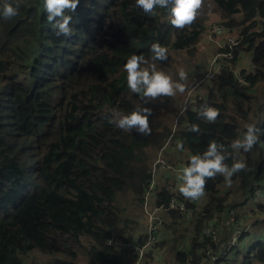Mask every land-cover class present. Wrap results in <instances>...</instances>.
Listing matches in <instances>:
<instances>
[{"label": "trees", "instance_id": "16d2710c", "mask_svg": "<svg viewBox=\"0 0 264 264\" xmlns=\"http://www.w3.org/2000/svg\"><path fill=\"white\" fill-rule=\"evenodd\" d=\"M18 2V15L0 19V264H23L20 255L33 248L60 254L68 264H131L125 255L134 233L127 231L134 227L127 228L130 218L119 194L142 202L156 151L165 145L177 150L182 143L186 167L210 141L227 148L254 124L259 129L254 148L238 154L229 149L247 169L232 177L231 187L222 176L207 180L204 204L193 216L195 201L166 188L158 194L166 213L157 247L168 246L164 237L181 246L183 232L190 234L181 240L185 247L174 252V264H205L204 247L221 246L203 236L208 224L217 231L223 227L221 241L228 246L232 230L246 227L236 207L264 186V0H203L197 20L185 29L173 28L165 9L144 14L135 0H79L69 37L55 35L43 0ZM209 32L228 42L233 32L235 39L214 41L212 55L220 58L213 69L198 45ZM153 42L169 54L167 61L155 62L156 70L179 81L177 69L183 68L188 78L180 81L185 93L144 105L152 109V132L144 136L114 127L108 117L142 105L127 87L123 65L136 54L148 60L142 67L150 68ZM244 56L249 69L241 63ZM195 83L204 96L181 109ZM204 104L219 110L215 123L198 118ZM193 124L199 133L189 131ZM232 192L238 195L233 201ZM171 199L183 202V209L170 207ZM260 234L242 253V264H264ZM247 235H241L240 245ZM239 250L234 246L224 257L229 254L235 263Z\"/></svg>", "mask_w": 264, "mask_h": 264}, {"label": "clouds", "instance_id": "9594fccd", "mask_svg": "<svg viewBox=\"0 0 264 264\" xmlns=\"http://www.w3.org/2000/svg\"><path fill=\"white\" fill-rule=\"evenodd\" d=\"M78 4L79 0H43L47 21L56 36L69 37L73 34L70 25ZM135 5L149 16H154L157 9H165L171 26L176 29H185L197 20L203 6V0H135ZM19 7L18 0L15 5L5 0L0 4V19L5 21L12 19L18 15ZM149 52L153 61L150 68L142 67V65L148 64V60L143 55L136 54L128 58L123 65V71L127 73V87L132 93L140 97L143 102L142 105H137L127 113L113 111L108 117V122L114 127L127 132L135 129L136 132L144 136H149L152 132L149 121L152 109L144 105L164 97H175L177 93H185L186 84L180 81H186L188 78L183 68L177 69L179 81H174L170 75L156 70V61L163 62L169 59L166 47L158 42H153ZM219 115L218 109L207 104L202 105L197 112L198 118L207 123H215ZM245 127L246 131L233 139L227 148L216 141H210L202 154H194L190 157L187 166L181 170L179 175V180L182 182L177 184L178 192L186 200L196 201L202 198L205 195L206 181L214 180L217 176H222L226 186L231 187L232 177L247 169V164L243 159L231 156L229 152V149L237 154L240 150L250 152L257 144L259 129L254 124H247ZM189 131L199 133L201 130L199 125L193 124ZM176 148L182 150L183 144H177ZM230 156L233 163L229 166L226 160ZM243 233L242 231L241 235ZM240 237L235 246L241 248L243 245H240ZM128 252L130 253V251ZM130 257L133 259L131 264H134L136 256L131 255ZM228 261L232 263L233 260L228 259ZM237 263L238 260L235 264ZM239 264H242L241 260Z\"/></svg>", "mask_w": 264, "mask_h": 264}, {"label": "rangeland", "instance_id": "374dc122", "mask_svg": "<svg viewBox=\"0 0 264 264\" xmlns=\"http://www.w3.org/2000/svg\"><path fill=\"white\" fill-rule=\"evenodd\" d=\"M220 33V32H219ZM230 37L233 38V32H229ZM222 34L217 36H213L212 32H209L201 42L198 43L201 54L205 59V64L210 67L211 69L214 68L217 64V59L220 58V54L212 55L211 47L213 43L222 44L223 42H227L232 44L234 41L230 39L228 42L224 37H221ZM221 37V38H220ZM220 38V39H218ZM229 38V37H228ZM216 40V42H214ZM204 61H202L203 63ZM199 63V62H198ZM243 66L249 69L250 64L248 59L244 56L241 60ZM199 66V65H198ZM193 70V69H192ZM197 69L195 68V71ZM192 74V73H190ZM204 96V89L201 84H193L191 87L189 86V90L181 100V109L184 108L186 105L188 107L189 104H193L195 99H200ZM177 116L174 119L173 126L176 125ZM188 154V150L183 148L182 150H176L171 145H165L162 149L157 150L153 161L150 163L149 171H150V179L147 185L145 186L146 189L142 195V202H138L136 199L129 197L128 194H119V203L125 207L124 215L130 218L129 224L127 228L134 227L133 236H136V240L140 244L146 245L145 250L143 251V256L141 260V264H143L144 260L151 258L152 264H174V252L178 249L184 248L182 243L183 240H187L189 237V232H183V235L180 239L181 246H173L171 241H168L167 237H164L162 242H167V245H163L162 248H158V240L160 239V231L162 230V226L165 221V209L162 207L161 204H158V194L160 190L163 188L169 189L172 193L177 192V184L181 183L182 181L176 180L175 181V171L178 169L179 172L184 168L181 164L185 161V158ZM233 188V187H232ZM238 195H233V192L229 194V200L237 197ZM178 200V199H177ZM191 202V200H189ZM233 201V200H232ZM180 202V201H178ZM235 202L239 203V200H235ZM183 203V202H181ZM204 204V199L200 198L196 200L194 205L195 207L190 209L192 210V216L194 215L195 210H199V207ZM257 204H263L264 208V186L259 187L254 190V192L250 195L249 200L242 205L236 207V211L238 214H243L242 221L246 224V227H243L240 231H243L244 234H248V238H244L243 247L240 248V255L238 256V263L241 260V254L245 250V248L250 244V242L255 238L257 239L262 232L264 234V209L257 207ZM184 205V203H183ZM191 216V217H192ZM231 220V219H230ZM261 220V221H260ZM233 221V219L231 220ZM260 221L259 225H256L257 222ZM223 225L226 224L225 222L222 223ZM187 226L190 224L187 223ZM220 225L217 221L213 226ZM209 226V224L207 225ZM190 227V226H189ZM124 229V232L125 230ZM159 228V234L157 239L154 238L153 229L156 230ZM206 228V227H205ZM253 228L255 230L253 231ZM244 229V230H243ZM211 230H213V234H211ZM224 231V232H223ZM128 233L132 232L130 230L127 231ZM246 232V233H245ZM223 233H226L221 228V231H217L215 228L209 227L206 229L203 234L207 238H212L215 244L221 243V246L218 249L214 246H205L204 247V254L208 256L205 259V264H219L220 256L219 251L222 250L225 246V241L223 240ZM178 236V235H177ZM175 236V237H177ZM142 238L143 241L140 242L138 239ZM160 242V241H159ZM264 242V241H262ZM130 245V244H129ZM133 247H130L128 251L132 250ZM146 251V252H145ZM147 253V254H146ZM150 254L151 256H148ZM131 253L127 254V258L130 259ZM20 258L23 264H68L65 258L60 254H47L44 253L37 248H33L27 253L21 254ZM223 264V262L221 263ZM235 264V263H229Z\"/></svg>", "mask_w": 264, "mask_h": 264}, {"label": "built area", "instance_id": "2783aa9c", "mask_svg": "<svg viewBox=\"0 0 264 264\" xmlns=\"http://www.w3.org/2000/svg\"><path fill=\"white\" fill-rule=\"evenodd\" d=\"M233 43H235V42H233ZM211 75H212V73H210V74L208 75V77H211ZM162 207H163V206H162ZM170 207H178V208H180V209H183L184 205H183V203H181V202H176L175 199H171V201H170ZM209 227H210V229L212 228V227L209 225V226H206V229H209ZM206 229H205V230H206ZM212 232H213V230H211V234H213ZM152 233H154V234H153L154 238L157 239V236H158V234H159V228L156 229V230L153 229V232H152ZM241 233H242V231H240V229L232 230V232H231V234H230V236H229V238H228V246H225V247L220 251V254H219V256H220L219 264H221L222 262H223V264H229V263H230V262L228 261V259H227V258L229 257V254H228V257H224V256H225L228 252L230 253V251L232 250V247H234V246L237 244L238 239H239ZM130 247H133V249L130 250V253L132 252L131 255L136 256V257H135L136 260H135L134 264H141V260H142V256H143V251L145 250L146 245H144V244H140V243L136 240L135 242H133L132 244H130L129 248H130ZM145 252H146V251H145Z\"/></svg>", "mask_w": 264, "mask_h": 264}, {"label": "crops", "instance_id": "0c3cea01", "mask_svg": "<svg viewBox=\"0 0 264 264\" xmlns=\"http://www.w3.org/2000/svg\"><path fill=\"white\" fill-rule=\"evenodd\" d=\"M180 173H181V172H179L178 169H176V171H175V181H176V180H179V175H180ZM133 232H134V231L130 232L129 234H131V233H133ZM132 239H133V241L136 240V236H133V235H132ZM127 250H128V249H127ZM131 253H132V252H131ZM127 254H128V253H126V255H125L126 257H127Z\"/></svg>", "mask_w": 264, "mask_h": 264}]
</instances>
